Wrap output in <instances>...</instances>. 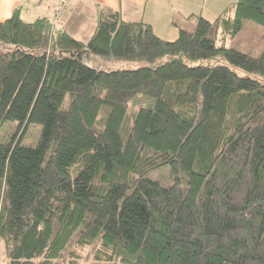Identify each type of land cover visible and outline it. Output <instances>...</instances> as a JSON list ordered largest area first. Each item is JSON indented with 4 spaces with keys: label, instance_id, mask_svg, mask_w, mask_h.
Instances as JSON below:
<instances>
[{
    "label": "trees",
    "instance_id": "16d2710c",
    "mask_svg": "<svg viewBox=\"0 0 264 264\" xmlns=\"http://www.w3.org/2000/svg\"><path fill=\"white\" fill-rule=\"evenodd\" d=\"M246 21L264 24V0L197 15L173 41L112 10L85 42L19 8L0 22V126L18 124L0 142L9 264H77L87 246L96 264H264V45L257 56L226 45ZM95 55L136 67L99 69ZM138 94L156 101L122 143ZM30 124L40 139L24 146ZM162 167L165 186L149 177Z\"/></svg>",
    "mask_w": 264,
    "mask_h": 264
},
{
    "label": "crops",
    "instance_id": "0c3cea01",
    "mask_svg": "<svg viewBox=\"0 0 264 264\" xmlns=\"http://www.w3.org/2000/svg\"><path fill=\"white\" fill-rule=\"evenodd\" d=\"M233 2V0H231ZM230 1V2H231ZM60 0H0V22L8 19L16 8L25 22L52 17ZM227 0H71L69 7L53 23V30L65 31L85 42L92 35L100 11H118L126 22L143 21L153 33L165 41H173L179 31L192 30L196 16L215 19ZM260 52V51H259Z\"/></svg>",
    "mask_w": 264,
    "mask_h": 264
},
{
    "label": "rangeland",
    "instance_id": "374dc122",
    "mask_svg": "<svg viewBox=\"0 0 264 264\" xmlns=\"http://www.w3.org/2000/svg\"><path fill=\"white\" fill-rule=\"evenodd\" d=\"M211 0H203V3L206 5ZM222 1V0H221ZM229 3H232L231 0H227ZM231 1V2H230ZM236 0H233L235 2ZM71 2V1H70ZM227 3V4H229ZM225 4L224 7L227 5ZM223 7V8H224ZM222 8V9H223ZM221 9V11H222ZM220 11V12H221ZM226 45L229 47H233L236 50H239L243 53H246L250 56H257L259 51L262 49L264 45V24L259 25L251 21H246L243 23L242 30L238 33V35L234 39H226ZM88 64L94 66L99 69H115V68H135L136 65L130 63H113L111 61L105 60L100 56H92L91 59L88 60ZM156 99L153 97L145 96L138 94L134 96L129 104L128 109L125 113L123 121L120 126L119 134L122 140V143H125L128 137L129 127L141 108H152L155 104ZM69 105V98L66 95L64 101L61 105L62 109H67ZM109 113V106L104 104L101 106L96 121L94 123V129L96 131L101 132L106 124V120ZM18 124L12 121H5L0 126V142L5 143L10 141V139L17 134ZM23 131L20 137V143L24 146H35L39 142L41 126L38 124H30L25 129L20 130V134ZM151 179L158 181L161 185L165 186L170 183L169 178V168L162 167L160 170L153 172L150 176ZM69 251H72L70 247ZM75 251L79 255L77 264H96L97 261L94 259L93 248L91 246H87L84 248H76ZM73 257L69 254L65 256L64 260L58 261L55 264H73L71 262ZM0 264H9L7 254L5 251V246L3 241L0 239ZM107 264V263H104Z\"/></svg>",
    "mask_w": 264,
    "mask_h": 264
},
{
    "label": "built area",
    "instance_id": "2783aa9c",
    "mask_svg": "<svg viewBox=\"0 0 264 264\" xmlns=\"http://www.w3.org/2000/svg\"><path fill=\"white\" fill-rule=\"evenodd\" d=\"M71 0H60L57 9L55 10L52 21L53 23L68 9Z\"/></svg>",
    "mask_w": 264,
    "mask_h": 264
}]
</instances>
